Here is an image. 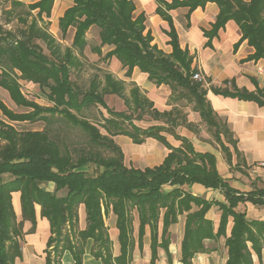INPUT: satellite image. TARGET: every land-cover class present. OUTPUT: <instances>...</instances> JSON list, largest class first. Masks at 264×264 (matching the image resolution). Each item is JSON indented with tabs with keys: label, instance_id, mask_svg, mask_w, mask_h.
<instances>
[{
	"label": "trees",
	"instance_id": "1",
	"mask_svg": "<svg viewBox=\"0 0 264 264\" xmlns=\"http://www.w3.org/2000/svg\"><path fill=\"white\" fill-rule=\"evenodd\" d=\"M54 2L38 0L26 4L13 0L10 14H14L23 27L14 31L0 25V86L18 106L30 111L16 113L1 99L0 109L10 121L16 122L49 121L58 115L82 128L89 143L80 148L71 147L59 133L52 134L48 129L19 130L0 119V264H16V259L22 257L23 223L30 220L35 226L36 204L41 206L42 216L50 222L45 264H63L66 251L71 253L74 264H83L89 239L94 241L92 254L102 264H130L136 242L133 235L135 212L140 222V248L146 225L151 228L150 264H157L159 247L168 250L169 228L185 213L183 264H192L196 253L207 250L205 240L221 236H225L228 249L225 264H255L254 255L261 257L264 252V220L249 219L245 211L236 208L246 201L264 205V187L248 193L234 189L218 171L214 153L196 151L187 137L176 132L179 125L192 126L186 114L175 109L160 112L137 85L127 94L124 81L110 72L104 73L103 79L96 74L88 86L82 87L72 81L71 69L82 64L78 54L88 45L87 33L93 26L98 27L100 44L92 50L102 55V48L109 46L103 58L119 59L127 67L126 76H131L138 67L148 73L152 82L170 86L178 99L192 103L193 110L199 112L231 163L230 149L221 138V134L227 137L229 129L207 99L208 89L204 83L193 79L199 69L192 67L194 56L181 47L170 11L187 7L189 17L199 6L215 2L219 12L206 34L211 39L229 20H234L242 33L236 46L247 40L255 48L247 59L258 60L264 58V0H156L155 12L170 26L164 32L170 37L171 53L152 43L154 37L147 30L146 14L136 13L133 0H72L58 22L63 35L75 28L72 45L63 51L55 36L41 25L45 17L51 16ZM19 7L27 9L21 12ZM36 40L43 41L50 54H46ZM16 70L20 71L18 77ZM18 78L39 84L53 104L43 105L28 99ZM225 82H231L232 89L226 86L211 87V90L264 105V88L257 86L256 90L249 91L237 87L234 81ZM108 94L123 98L128 108L138 112L137 116L110 107L105 99ZM93 105L106 109L109 116L103 115L102 120L96 121L83 116V111ZM145 114L154 119L164 118L166 125L142 127L136 124L134 120L142 119ZM164 132L174 135L181 144L172 145ZM117 135L129 136L138 144L152 137L162 142L169 152L159 165L127 166L124 153L114 139ZM102 148L111 154L104 155ZM48 182L55 184L54 190L43 186ZM196 182L220 189L226 202L207 200L185 188L186 184ZM165 186L173 188L167 190ZM17 191L21 193L22 220H18L13 205V193ZM80 204L85 206L87 219L86 228L81 230L77 227ZM214 204L222 210L217 230L213 221L206 217ZM111 211L117 217L119 230L120 254L117 256L113 254L105 223V216ZM229 217L233 218V226L227 235Z\"/></svg>",
	"mask_w": 264,
	"mask_h": 264
},
{
	"label": "crops",
	"instance_id": "2",
	"mask_svg": "<svg viewBox=\"0 0 264 264\" xmlns=\"http://www.w3.org/2000/svg\"><path fill=\"white\" fill-rule=\"evenodd\" d=\"M136 4V13L145 12L147 20V30H150L154 40L153 44L166 53H171L172 46L168 43L170 37L164 32L169 30V23L157 14L156 0H133ZM171 1V0H168ZM249 1V0H245ZM219 12V6L215 2H208L204 7L199 6L188 17V8L179 7L170 11L174 25L176 27L180 45L183 49L187 48L194 56L192 67H197L206 80L205 87L208 89L207 99L210 101L216 114L222 119L228 129L230 136L221 134L222 141L229 147L231 152V163L226 159V154L221 148V144L216 141L213 133L208 129L206 123L202 120L199 112L193 110V104L185 99H178L176 94L172 93L170 86L166 84L157 85L152 82L148 73L142 72L135 67L131 76H126L127 67H124L119 59L114 60V71L112 74L126 82H132L137 85L141 92L154 102V107L160 112L175 110H184L187 120L191 127L179 125L175 130L184 137H187L198 152H212L216 156V166L220 174L228 183L238 192L248 193L264 187V105L254 100H245L238 97L225 96L217 94L211 90V87H226L232 89L231 82L234 81L239 88H245L249 91L256 90L257 86L264 88V58L248 60V56L253 54L255 48L247 40L240 42L242 33L234 20H229L226 25L219 29L217 35L210 37L206 34L212 29ZM261 67L262 71H258ZM111 73V72H110ZM132 86V87H133ZM145 116V115H144ZM165 119H153L151 125H166ZM136 123V122H135ZM138 124V123H136ZM139 125V124H138ZM141 126V125H140ZM169 142L174 146H179L181 140L174 135L164 132ZM233 141V143L230 140ZM116 143L121 147L124 153V163L127 166L136 168L153 167L163 162L169 152V149L159 140L148 137L143 143H135L132 138L126 135L114 136ZM235 142V144H234ZM123 145H127L126 149ZM49 190H54L53 182L44 183ZM165 189H172V186H165ZM185 188L194 195L202 196L207 200H218L226 202L225 196L220 189L207 188L201 183L186 184ZM20 191L13 193V205L18 220H22ZM245 211L249 219L264 220V205H257L250 201L241 202L236 208ZM36 223L35 226L30 220H24V237L21 241L23 254L16 259V264H45L47 241L51 234L49 220L42 216L41 206L35 205ZM186 214L179 216L178 222L172 224L169 228L171 243L166 250L163 247L158 248L157 264H183L182 241L185 232ZM222 210L214 204L206 214V217L214 223L215 230L218 229ZM109 216V225L115 253L120 254V242L116 248V238L119 241V230L116 225L117 217L111 211ZM105 216V223L106 217ZM139 217L135 212L134 237L135 249L141 254L136 256L133 252L130 264H150L151 261V228L145 227L143 236V247H139ZM107 225V223H106ZM162 219L159 223V240L162 234ZM87 226L86 209L84 204L79 206L78 229H85ZM108 226V225H107ZM233 226V218L229 217L227 224V235H230ZM109 232V228H108ZM110 235V234H109ZM114 237V238H113ZM114 240V243H113ZM225 236L217 239L205 240L207 250L199 252L192 258V264H225L228 258V249L225 244ZM94 246L93 239H89L85 245L83 255V264H102L92 254ZM63 264H74L73 257L69 251L64 253ZM255 264H264V252L261 257L254 255Z\"/></svg>",
	"mask_w": 264,
	"mask_h": 264
},
{
	"label": "rangeland",
	"instance_id": "3",
	"mask_svg": "<svg viewBox=\"0 0 264 264\" xmlns=\"http://www.w3.org/2000/svg\"><path fill=\"white\" fill-rule=\"evenodd\" d=\"M26 4L33 3L38 0H21ZM12 2L13 0H0V25L4 29H10L17 31L18 29L23 27L22 22L16 18L14 14H10V9H12ZM72 0H55L54 6L52 9V14L50 17H45V22L41 21V25H44L56 38L58 44L60 45L61 49H64L68 46L72 45L73 36L75 32V28H70L68 32L63 35L60 28H59V17L64 13L65 9L72 5ZM27 8H18V11L24 12ZM37 10H34L33 13L36 14ZM31 21V19H30ZM88 45L85 47L83 53L78 54L81 60V65L77 67H73L71 69V79L73 82L78 83L82 87H86L89 85L91 79L98 74L101 79H103V75L106 72H113L114 71V60H106L104 59V55L106 51L109 49V46H104L102 55L94 52L92 49L93 47L100 44L99 38V28L93 26L87 33ZM39 43L44 52L46 54H50V50L47 48L46 44L43 41L36 40ZM76 53H78L76 51ZM1 72V69H0ZM20 71L16 70L15 75L18 77ZM21 83L22 91L26 95V97L30 100H35L40 104L43 105H52L53 103L50 102L46 96L43 94L41 87L39 84L33 83L31 81L23 80L18 78ZM206 84V81L203 82ZM126 92L130 94L131 88L133 86L132 82H126ZM0 99L4 101L11 109L14 110L16 113H26L30 111L29 108L18 106L10 97L9 92L0 86ZM106 102L110 107L116 110L125 111L128 113H133V116L136 117L138 112L130 109L124 102V99L115 95V94H108L105 96ZM184 110H181V113L184 114ZM83 116L89 118L90 120H102V116H109V113L106 109L102 108L101 106L93 105L90 108H87L82 113ZM0 119H3L11 124H13L17 129L24 130V129H33V130H42L48 129L52 134L59 133L62 137L66 139V142L71 147H83L88 145L89 137L83 131L82 128L74 126L61 118L58 115H55L49 118V121L40 120L37 122H29V121H10L6 116H4L2 110L0 109ZM154 118L150 114H145L142 119H135L134 121L141 126H146L149 123H152ZM104 133L105 130L101 129ZM126 149H128L127 145H123ZM104 155L109 156L111 153L108 150L101 149ZM128 165V164H127ZM94 168L91 166L90 171L93 172ZM106 223L109 228L110 232V221L109 216L106 217ZM114 238V237H113ZM116 248L118 247V238H116ZM114 243V240H113ZM113 253H115L114 245H113ZM134 254L138 256L141 254L140 251L135 249Z\"/></svg>",
	"mask_w": 264,
	"mask_h": 264
},
{
	"label": "built area",
	"instance_id": "4",
	"mask_svg": "<svg viewBox=\"0 0 264 264\" xmlns=\"http://www.w3.org/2000/svg\"><path fill=\"white\" fill-rule=\"evenodd\" d=\"M258 71L259 72L262 71V68L259 67ZM193 79L197 80V81H200V82H205L206 81L200 70H198L197 72H195L193 74ZM262 165H264V163H262Z\"/></svg>",
	"mask_w": 264,
	"mask_h": 264
}]
</instances>
